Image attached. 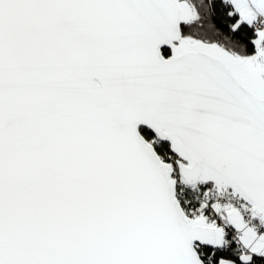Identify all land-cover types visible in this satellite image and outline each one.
<instances>
[{
	"label": "snow or ice",
	"instance_id": "snow-or-ice-1",
	"mask_svg": "<svg viewBox=\"0 0 264 264\" xmlns=\"http://www.w3.org/2000/svg\"><path fill=\"white\" fill-rule=\"evenodd\" d=\"M0 264H264V0H0Z\"/></svg>",
	"mask_w": 264,
	"mask_h": 264
}]
</instances>
